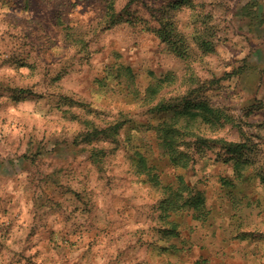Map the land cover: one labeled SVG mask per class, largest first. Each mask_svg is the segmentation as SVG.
I'll return each instance as SVG.
<instances>
[{
    "label": "rangeland",
    "instance_id": "1",
    "mask_svg": "<svg viewBox=\"0 0 264 264\" xmlns=\"http://www.w3.org/2000/svg\"><path fill=\"white\" fill-rule=\"evenodd\" d=\"M177 1L0 0V264H176L212 210L264 264V63L232 0Z\"/></svg>",
    "mask_w": 264,
    "mask_h": 264
},
{
    "label": "crops",
    "instance_id": "2",
    "mask_svg": "<svg viewBox=\"0 0 264 264\" xmlns=\"http://www.w3.org/2000/svg\"><path fill=\"white\" fill-rule=\"evenodd\" d=\"M230 16L235 29L246 36L253 60L264 63V0H232ZM215 211L201 221L187 216L191 230H184L177 244H166L173 263L180 264L177 255L183 252V264H256L247 242L232 241L226 234L228 217Z\"/></svg>",
    "mask_w": 264,
    "mask_h": 264
},
{
    "label": "trees",
    "instance_id": "3",
    "mask_svg": "<svg viewBox=\"0 0 264 264\" xmlns=\"http://www.w3.org/2000/svg\"><path fill=\"white\" fill-rule=\"evenodd\" d=\"M182 1H177L172 3V7L175 9L179 8V4ZM168 25V28L162 33V35L167 39L168 44H172L175 51H177V54L181 57L186 55L187 51V45L184 43V38L181 35H178L174 28V23L172 21H167L166 26ZM161 35V34H160ZM179 44H177L176 42ZM196 108H199L201 112H191L190 117H196V115L203 114L206 119H209L208 115H211V117H218L221 115L218 110L212 109L205 105L203 102H200L199 104L194 105ZM158 130L160 131L159 138H160V144L159 146L163 149L164 153L168 155L170 161L173 164L176 165H182L187 166L191 155L187 153L186 151L179 150L178 147L181 144V136L183 135V132L180 130L178 131V128H174V126H170L167 123H163L159 126ZM180 141V142H179ZM144 157L141 155L140 163L143 165ZM191 203H195L194 209L196 210H202L204 207V198L199 195L192 197ZM172 204V207H176V201H170Z\"/></svg>",
    "mask_w": 264,
    "mask_h": 264
}]
</instances>
